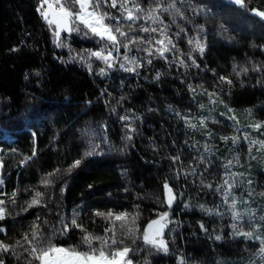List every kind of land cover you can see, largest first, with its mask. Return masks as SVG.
Segmentation results:
<instances>
[{
    "label": "trees",
    "instance_id": "obj_1",
    "mask_svg": "<svg viewBox=\"0 0 264 264\" xmlns=\"http://www.w3.org/2000/svg\"><path fill=\"white\" fill-rule=\"evenodd\" d=\"M170 2L162 0V5ZM136 3L146 13L157 0ZM175 3L184 19L170 10L158 13L163 24L143 20L139 24L166 25L176 49L163 59L155 51L149 57L136 50H154L158 45H135L127 55L143 66L125 72L119 66L122 60L108 69L102 61L89 58L90 51L105 44L84 35L83 29L71 35L61 32L64 46L57 47L55 25L50 27L37 11L40 0H0V178L7 194L0 198L8 210L0 221L4 243L22 241L39 224L52 243L87 251L79 229L56 231L62 228L61 221L70 222L78 213L84 229L104 236L110 224L95 213H128L134 234L127 236L126 229L117 225V239H123L117 247L132 249L133 264H180L181 260L183 264H264L258 255L259 241L233 235L232 225L237 222L224 203L226 188H221L224 179H233L224 168L232 161L230 172L238 174L232 196L237 210L246 213L243 229L249 230L251 220L261 225L257 234L264 236V221L259 219L264 216V149L256 145L249 152L244 139L264 141V127L259 131L251 127L264 124V20L252 11H264V0H245L244 8L229 0ZM102 11L119 16L117 9ZM130 36L159 38L158 33L138 31ZM193 37L204 44L203 54L189 45ZM181 59L186 67L179 64ZM207 93L215 94L214 103ZM232 137L238 142L233 143ZM96 144L94 154L85 155ZM177 155L180 159L174 163L172 157ZM25 157L32 158L24 163ZM76 160L80 165L71 168ZM46 176L52 181L47 187L41 184ZM165 183L176 195L171 208L163 203ZM37 191L43 193L42 206L28 208ZM13 192L15 203L9 200ZM165 212L170 224L165 233L168 251L162 253L145 245L142 234ZM0 259L4 264H29L31 257L17 247L0 254Z\"/></svg>",
    "mask_w": 264,
    "mask_h": 264
},
{
    "label": "snow or ice",
    "instance_id": "obj_2",
    "mask_svg": "<svg viewBox=\"0 0 264 264\" xmlns=\"http://www.w3.org/2000/svg\"><path fill=\"white\" fill-rule=\"evenodd\" d=\"M230 3L240 7H245V0H229ZM131 3L132 7H129ZM104 8L117 9L119 11V16H113L106 11H102ZM172 11L174 15L180 16L181 19H184L181 9L176 7L175 0H172L166 7L162 5V0H157L156 7H153L145 13V10L136 3V0H40V4L37 8V11L40 13L41 17L48 23L51 27L55 25L54 36L56 40L54 41L57 47L64 46L63 41L60 39L61 32L71 35L72 32H81L84 30V35L91 34L92 37L97 38L99 41L104 42L105 47L97 51H90L89 58H95L104 63L106 68H113L119 61L120 68L125 72H136L137 69L143 66L141 62L137 60L134 56H129L127 53L133 50V46L148 44V45H158L154 50L149 48H136L137 51H144L147 53V56L151 57L153 51L163 59H167L166 53L172 52L176 49V45L173 43L172 38L168 35L167 26L160 28L157 27H145L143 24H139V21L143 20L145 24L151 22V24H163V21L160 19L158 13ZM253 14L260 17L261 20H264V11L253 9ZM125 22H127V30H125ZM173 22H175L173 20ZM139 27H134L138 25ZM79 26H82L79 27ZM138 31L140 33L154 34L158 33L159 38L152 37L151 39L145 38L143 36H130V33ZM181 32L185 30L180 29ZM200 31H203L201 28ZM193 51H198L203 54L205 50L204 44L201 42L199 37H193L188 41ZM124 49V54L121 56L120 50ZM15 51V49H13ZM116 53L114 55L113 53ZM188 59H192L189 55ZM149 59L147 63H151ZM181 66H187L183 59L179 60ZM192 64L196 65L195 60H192ZM91 69V65H88ZM255 71H260L259 68H255ZM233 71H236V68H233ZM244 72H247L248 69H243ZM100 74L105 75V68L100 69ZM239 74V73H237ZM159 78V77H157ZM220 80L231 84V80H228L226 77H220ZM189 90L195 92V89L189 86ZM210 97V102L214 103V100H211V97L215 95L214 93H207ZM203 107V105H201ZM231 111V109H229ZM250 111V110H249ZM179 115V114H178ZM235 119L234 117H230ZM122 120H127L128 117H121ZM190 127H196V125L191 124ZM200 126H204V120H200ZM253 130L259 131L264 124L257 123L252 125ZM130 131L132 129H129ZM131 139V137H128ZM224 139H228L225 137ZM232 142L237 143V138L232 137ZM245 140L249 142V152L252 151V146L258 145L259 148L264 149V141L249 140L247 136L244 137ZM99 145H92L90 150L85 153V155H92L95 152V149ZM33 156H35V150L33 151ZM32 157H25L24 163H27ZM179 155L172 157L173 162L179 161ZM203 162V160L201 161ZM81 161L76 160L71 165V168L78 167ZM232 161H228L225 165L226 175H230L233 179H224L221 188H226L224 192V203L228 205V209L231 212L232 219L236 221V224L232 225L233 235L244 237L246 240H255L259 241L260 248L258 255L260 259L264 261V236L258 235L257 233L260 230L261 225L257 223L249 222V230L245 231L241 224L242 214L237 210L236 198L232 196V189L235 186L234 178L238 175L237 173H231L230 168ZM71 168L69 170H71ZM195 175V172L192 173ZM54 173H48L47 176H52ZM43 179L41 184L45 187L49 186L52 181L48 178ZM250 184L251 181H248ZM0 185H3V180L0 179ZM206 187L211 188L212 185H206ZM165 190V201L169 208H171L173 201L176 199V195L173 193V190L169 187L167 183L164 184ZM220 191V189H217ZM7 195L6 193L0 192V196ZM15 195L13 192L9 197L10 202L15 203ZM249 196L252 195L251 192L248 193ZM264 195V193H262ZM42 197L43 193L37 191L33 196V199L27 204L28 208L34 206H42ZM229 197H232L231 203H229ZM6 201L0 199V221L6 218L8 213L7 208L5 207ZM188 207V205H185ZM205 210L209 215L214 214L211 209H204V206H200ZM219 214V213H216ZM95 215L104 218L109 222L110 227L105 229L104 236H94L89 233L84 227L78 223L77 217L78 213H74L70 222H63L62 228L57 229L62 234H66L70 231L71 228L79 229L84 235L81 238V243L88 249L87 251H79L75 248H65L58 246L51 242V238H45L43 233L40 231V225L34 224L32 226V231L30 234L25 233L22 241H16L14 245H8L0 240V254L14 252L15 248H23L24 251L31 257L29 264H32V261H36L37 264H133L132 260L129 258V253L132 251L131 248L123 245V239H117V225L120 229H126L127 236L134 234V230L128 227L130 222L128 213L114 214L112 212L100 213L97 212ZM261 221H264V216L259 218ZM131 223H135V219H131ZM170 223L168 219V213H161L158 216V219L151 221L143 231L142 240L143 243L156 251H163L167 253V245L163 240L164 230L168 227ZM201 229L207 231L205 226L201 224ZM255 229V231H253ZM0 233H5V229L0 227ZM111 233V235H108ZM6 234V233H5ZM55 231L53 232V235ZM125 236V238H127ZM216 239H221L220 236H216ZM94 244L98 245L94 247ZM27 245V247H25ZM19 258V257H17ZM0 264H4L3 259H0ZM180 264H183V261H180Z\"/></svg>",
    "mask_w": 264,
    "mask_h": 264
},
{
    "label": "rangeland",
    "instance_id": "obj_3",
    "mask_svg": "<svg viewBox=\"0 0 264 264\" xmlns=\"http://www.w3.org/2000/svg\"><path fill=\"white\" fill-rule=\"evenodd\" d=\"M62 33H64V32H62ZM7 141L8 142H12L13 141V139H11L10 137H7ZM0 175H1V163H0ZM1 179V178H0ZM1 190H2V192H4L5 193V182L3 181V185H0V192H1ZM3 196H6V195H3ZM2 196V197H3ZM1 197V196H0ZM0 199H2V198H0ZM174 202H175V200L173 201V203H172V205L174 204ZM170 224V223H169ZM168 228V227H167ZM167 228L164 230V233H163V240L165 241V243H166V239H165V233H166V230H167ZM166 245H167V243H166ZM167 249H168V246H167ZM162 253H165V252H163V251H161Z\"/></svg>",
    "mask_w": 264,
    "mask_h": 264
}]
</instances>
